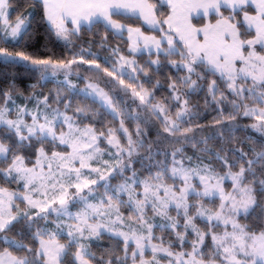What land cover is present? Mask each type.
Segmentation results:
<instances>
[{
    "label": "snow or ice",
    "instance_id": "snow-or-ice-1",
    "mask_svg": "<svg viewBox=\"0 0 264 264\" xmlns=\"http://www.w3.org/2000/svg\"><path fill=\"white\" fill-rule=\"evenodd\" d=\"M32 2L42 5L44 18L58 38L68 40L69 35L78 33L83 24L93 25L103 21L106 27L115 29L117 33H123L125 30L128 32L132 52L139 51L142 43L143 47L149 51L155 47L157 54L161 51L166 56L178 54L181 58L178 67L186 69L189 74L183 78L182 83L185 85L196 86V80L191 79L192 74H196L198 79H203V76L196 71L197 67L212 75L219 74V78L224 81L227 89L234 96L242 101L248 98L253 100L255 105L253 107H249L246 103L237 105L235 102L233 106L237 110L243 107V115L254 117L257 121L251 127L264 132V106H260L264 105V0H168L171 14L165 20H157L154 13L155 5L149 0H32ZM249 4L255 5V15H249L245 9L244 6ZM9 8V0H0V21L3 22V28H0V31L5 32V39L8 36L14 41L22 39L28 34L26 22L31 13L28 16H17L13 25L9 20ZM222 8H231L232 14L225 16L221 11ZM240 12H243V20L237 21L235 17ZM213 13L216 16L215 23L210 21L202 26L193 23L194 16L207 17ZM114 16L142 18L153 28L160 25V31L164 34L160 39L155 36H145L140 28L121 24L113 19ZM69 22L74 26L71 29L67 27ZM165 24L168 26L166 32L162 27ZM252 29L255 32L254 37L246 39L245 37L251 34ZM164 43L167 44L166 49L161 48ZM112 51L115 54L118 49ZM89 54L93 59L85 60L81 55L80 62L93 64L99 71L101 65L96 63V54ZM0 56L29 62L36 71L41 73L42 79L46 78L45 74L49 70L53 76L63 70L69 89L76 88L68 80L72 65L77 63L75 57L67 61L52 57L41 59L34 58L25 51L13 53L6 48H0ZM121 61L123 63L117 69L115 64ZM133 63L120 56L118 61L112 62L111 70L105 67L103 72L109 77L115 78L117 75L123 77L126 75L124 64L131 67ZM151 63L159 64V61H151ZM172 63L177 66L175 61ZM132 70L144 71L136 67ZM128 76L129 79H135L130 74ZM249 81L250 86H246ZM119 82L122 85L125 84L124 79H120ZM170 87L174 92L178 91L175 82ZM125 88H132V95L138 97L140 104L147 106L153 115H157V118L163 114L161 123L165 133L172 136L179 134L187 139L186 134L192 129L181 127L184 122L183 117L190 111L187 100L183 102L181 110L176 112V118L173 120L167 115L166 106L152 103L149 99L151 94L144 90L142 85L140 91L131 84L125 85ZM208 89L215 99V94L219 91L217 81L212 80ZM81 91L85 97L99 98L102 106L108 108L114 117L122 115L117 107L119 102H114L113 97H110L98 85L89 83ZM4 97L7 105L8 101L12 100L11 93H4ZM174 99L178 101L180 96L176 95ZM62 100L63 98L57 93L55 102L60 103ZM40 103H43L45 108L50 107L48 97L38 101L37 112L32 115L31 124L26 123L22 118L24 114H31L26 106L18 109L15 120L7 118L9 108H0V125H5L17 138L12 146L0 142V163L7 164L6 169H0V174L5 178L11 177L13 180L24 181L23 187L26 190L25 193L20 194L0 187V233L11 231L13 222L18 221L21 215L26 220L33 219L28 212L20 213L19 205L15 203L18 196L22 198V201L27 202L29 208L39 209L36 217L40 219L47 220L50 214L55 213L56 229L54 231L37 230L34 238L38 240L39 247L36 249L13 240L12 242L26 254L17 256L5 249L0 252V264H64V256L73 243L78 247L74 254L75 261L78 264H91L92 259L95 258L94 254L85 244L80 243V238L98 239L104 231L122 238L124 253L123 257L115 256V259H109L106 264H128L129 259L131 264H160L159 254H164V258H168V264H264V230L252 231L236 219L242 214L248 216L251 211L260 207L253 187L257 182L253 164L264 161V152L257 153L255 161H246L247 168L244 164H240L239 171H229L227 178L232 181L231 192H226L222 187L221 181L226 177L217 178L210 175L212 170L208 165H204L203 168L186 167L183 159L176 158L177 154L182 152L179 148L171 153V167L165 162H160L158 170L155 173L149 171L143 179L137 178L135 170H132L131 177H123V173L131 168V157L137 153L138 147H143V141L133 140L123 119L120 120L119 128H108L106 133L105 131L97 132L92 125L81 127L76 124L73 117L60 112L58 108L52 109L51 115L40 111ZM70 107V102L64 103L65 109ZM76 112L84 115L85 109L78 107ZM229 118L235 119V116ZM64 125L67 126V130H63ZM118 133L126 138V146L121 144ZM136 135H142L139 126H137ZM8 138L11 139V137ZM101 138L115 148V152H109V155L116 159V164L110 165L108 161L103 162L108 169L107 176L101 172L100 168L91 167V162L102 154L99 146ZM33 140L41 145L48 142L54 147L58 141L59 145H63L66 150L52 151L49 155L41 146L36 150L35 164L33 167H27L26 157L17 154V151L34 148ZM125 154H127V162H125ZM148 158H151V145H149ZM186 159L191 161L192 158ZM225 163H227L226 160ZM85 169L90 171L85 172ZM92 173L97 174L96 179L91 178ZM246 173L252 174L251 181L246 182ZM117 176H121L123 182L114 187L110 180ZM194 178H198L202 191L193 184ZM214 179L216 182L212 183ZM169 180L172 183H168ZM177 180L181 181L180 185H177ZM258 183L261 186V193H264V179H260ZM93 185H99L104 189L97 203H91L89 200V196L95 191ZM71 189L75 190V200H72L70 195ZM138 189L141 190L138 191ZM85 190L87 195H81ZM38 191H42L43 200L32 198L31 193ZM121 194H127V201L121 199ZM217 196L220 199L217 208H206L199 203L203 198ZM191 197L197 198L196 204L190 203ZM70 200L74 205H80L75 213L69 210ZM57 203L59 206L53 207ZM125 206L130 209L132 215L125 217L121 213V207ZM170 208L176 210L177 217L183 216L182 225L179 219L169 215ZM191 209L195 210V215L190 214ZM148 210L153 213V218L158 216L166 222L157 224L149 220ZM42 213L44 215H41ZM113 215L114 220L111 219ZM65 216L75 221V223L67 224L68 244L61 243L59 239L64 231L62 217ZM198 218L206 223L208 231H202L196 225L194 221ZM101 220H107V223H101ZM118 224L126 226L128 231L117 229ZM221 225L222 232L213 231ZM154 228L173 233L176 242L182 248L191 230L195 236L191 251L174 252L172 241H165L163 236H156ZM181 228L182 231L177 230ZM209 236L213 247L211 256L205 259L208 253L204 251V242ZM4 239L7 240L8 237L5 236ZM146 250L151 251V259L146 258Z\"/></svg>",
    "mask_w": 264,
    "mask_h": 264
},
{
    "label": "trees",
    "instance_id": "trees-1",
    "mask_svg": "<svg viewBox=\"0 0 264 264\" xmlns=\"http://www.w3.org/2000/svg\"><path fill=\"white\" fill-rule=\"evenodd\" d=\"M155 5V10L159 20H165L170 14V8L161 0H149ZM10 8V20L16 21L17 16H28V20L36 22L37 20L46 28L49 36L52 38V43L45 46V48L25 49L19 43L8 38L5 39L2 31H0V48H6L10 52L25 51L27 54L34 58L46 59L52 57L53 59H63L65 61L73 59H80L83 55L85 60H91L93 57L89 53L96 54V63L101 65V69L98 71L95 69V65L83 63L79 65H85L84 67L88 71H82L80 75L84 79H89L93 82H97L113 97H117V107L126 119V126L131 134H135L134 131L139 126L141 132L146 136L148 142L151 144L152 149L161 152L170 151L173 152L177 148L185 151L190 148V155H201V148L198 142H192L191 134L197 132L198 129H202L201 132H205L206 136L213 130V135L210 139L212 141L219 142L222 138L226 137V148L222 151L229 161H234L238 165L244 164L247 168L246 161L257 159V151L264 146V132L253 129L254 117H245L243 115V107L237 110L233 106V102L237 105L246 103L249 107H253V100L248 98L241 100L239 97L234 96L226 87L224 81L219 78V74L212 75L206 73L204 69L197 67L196 71L203 76V79H198L196 74L191 75L192 80H196V86H189L182 83L183 78L188 74L187 70L178 65L181 63L180 56L172 55L166 56L165 53L153 52V53H141L133 54L129 50L128 38L124 35L116 34L113 30L106 27L102 22L94 23L91 26H84L75 35H69V41L65 43L59 40L55 32L49 28L46 19L44 18V10L39 3H33L32 0H9ZM248 13L254 12L251 6L245 8ZM223 14L228 16L232 14L229 9H223ZM118 21L125 23L129 26L140 28L143 32L154 34V36L161 37L164 33L160 30H151L147 28L142 20L137 17H124L114 16ZM216 16L213 15L210 18L211 22H215ZM237 21L243 20V12L236 15ZM195 24L198 26L203 25L206 20L204 18L196 19ZM2 23L0 21V28ZM161 27V26H160ZM165 32L168 30V26L162 25ZM244 31V28H241ZM255 32L251 30V34L247 35L246 39H252ZM73 38V39H72ZM5 39V40H4ZM167 48V44H163V49ZM113 49H118V52L113 54ZM123 56L126 60L133 61V65L130 67L128 64H124L126 75L123 77L116 76L113 81L115 84L109 85V80L98 79L96 73L103 76L107 75L103 72V68H112V62L118 61L119 57ZM159 61V64H152L151 61ZM173 61L177 66L173 65ZM121 63H116L115 67L120 68ZM92 67V68H91ZM133 67L137 69H144V71H133ZM96 72V73H95ZM95 73V74H94ZM128 74L135 79H129ZM109 77V76H108ZM41 73L36 71L35 68L29 63L21 60H12L9 57L0 56V103L1 99H4V93L10 92L12 94L25 92L28 88H33L40 84ZM120 79H124L125 84H120ZM212 80H216L219 86V91L213 95L209 93L208 86ZM176 83L178 91L174 92L170 87L173 83ZM50 86L54 85L52 81H49ZM131 84L137 91H140V86L149 92L153 104H162L166 106L169 116L176 118L175 114L181 110L183 102L187 100V107L190 109L189 113L183 117L182 128L190 127L191 132L187 133V139L184 136L177 134L176 136L169 135L163 131L161 120L163 116L157 118V115H153L152 111L145 105H141L139 98L132 95V88H125V85ZM246 86H250L249 84ZM117 92H124L127 95H120L122 99L118 98ZM143 94V93H142ZM222 94V95H221ZM176 95L180 96L177 101L174 99ZM247 95V94H246ZM116 99V98H114ZM85 106L90 109L88 112V118L86 124L94 126L97 131H106L108 126L110 128H119V119L114 117L110 111L103 107L97 100H87L84 102ZM264 106V105H260ZM137 115L138 117L134 116ZM128 115V118L126 116ZM235 116V119L229 117ZM108 122H110L108 124ZM248 122V123H247ZM82 123V120H80ZM254 123H257L256 120ZM108 125V126H107ZM204 127V128H202ZM211 127V128H210ZM190 135V136H189ZM191 141V142H190ZM33 158H36L35 154H28ZM195 155V156H196ZM197 156V157H199ZM261 162V161H260ZM260 162L253 164V171L258 173L259 176L264 179V167L260 165ZM231 165H233L231 163ZM2 166V164H1ZM0 166V167H1ZM2 176H0V186L5 187L3 184ZM12 185L10 184L9 188ZM257 197H261V186L257 182L255 184ZM259 199V198H258ZM256 216H261L264 219V211L260 210L254 213ZM15 230L8 231L6 233H0V252L7 249L13 253V255L23 256L25 251L13 244H8L4 239L5 236L14 235L16 238L24 240L27 245L33 249L38 246V240L34 238L37 225H25L22 222L17 223L14 226ZM121 256L123 243L119 238H113L111 236H103L96 243L91 245V251L96 257V260L92 259L93 264H106L109 259H115V254L118 253ZM75 251L70 250L64 256V264H78L75 261Z\"/></svg>",
    "mask_w": 264,
    "mask_h": 264
},
{
    "label": "rangeland",
    "instance_id": "rangeland-1",
    "mask_svg": "<svg viewBox=\"0 0 264 264\" xmlns=\"http://www.w3.org/2000/svg\"><path fill=\"white\" fill-rule=\"evenodd\" d=\"M249 5H251V4H249ZM249 5H245L244 7L246 8ZM230 9L231 8H229V10ZM9 20H10V16H9ZM10 22L14 25L16 21L10 20ZM1 23H2L1 28H3V22L1 21ZM26 23H27V29L26 30H27L28 34L26 36H23L22 39L15 40V42L19 43L25 49L45 48V46L50 45L52 43L53 40L49 36V33L47 32L46 28H44V26L38 20L36 22H31V20H27ZM9 31H10V29H9ZM2 34L5 37L6 34L4 31H2ZM121 35H123V34H121ZM124 36H126L128 38V34H124ZM8 38L11 39L10 36H8ZM58 39L67 43V41H69L70 38L68 37V40H64L63 38H58ZM131 46H129V50L131 49ZM257 50L259 51V46H257ZM151 51H153V50H151ZM130 52L135 54V55L141 54V53H149L148 49L144 48L142 43L140 45L139 51H136V52L130 51ZM79 64H83V63L80 62V59H77V63L72 65L71 74L68 75V80L71 81V83L76 86V88L74 90H70L68 83L65 82V72L63 70L58 71L54 76L52 75L51 70H49V72L45 74L46 78H44V79L40 78V84L38 86H35L33 88H28V90H26L23 93L22 92L14 93V94L11 93L12 100L8 101L7 105L5 104V98L1 99L2 102L0 103V108H3V107L9 108L10 112H9L7 118L15 120V119H17L18 109L26 106L27 109L29 110V113H31V114H24L22 116V118L24 119V121L26 123L31 124L32 123V115L36 114V112H37V102L43 101L44 97H48V104L50 105V107L45 108L43 103H40V105H39L40 111L47 112L49 115H51V110L58 108L60 112L65 113L66 115L73 117L75 123L79 124L81 127H83L84 125H89V124L85 123L86 122L85 119L88 118L87 114H90L88 112L90 109L88 108V106L83 105L84 102L87 100H90V99H92V100L95 99L101 105H102V103L99 100V98L85 97L83 91H81V90L85 89L87 84L92 83V84L98 85L105 92H107V91L102 86H100L97 82H93L89 79H84L83 77H81L80 75L82 74V71H88V69H86L84 67L85 65H79ZM96 74L98 76V79L109 80V82H108L109 85L115 84L113 81L114 78L108 77L107 75L103 76L99 73H96ZM49 81H52L54 85L50 86L51 83H49ZM57 93H59L60 96L63 98L62 102H60V103L55 102V97L57 96ZM118 93H122V94H118ZM108 94L110 97H113L110 93H108ZM117 94H118V98L122 99V101L124 99L121 98L120 95H127L124 92H117ZM114 98H116V99H114ZM113 99H114V102L117 101V97H113ZM69 102L71 103V107L68 109H65L64 103H69ZM253 106H255V105H253ZM78 107L85 109L84 115H81L80 113L76 112V109ZM106 109L108 111H110L108 108H106ZM118 110L120 111L119 108H118ZM160 115L163 116V114H160ZM167 115H168V113H167ZM134 116L138 117L135 114H134ZM116 118L119 119V122L121 119H123L125 127L127 128V126H126L127 121H126V119H124L123 114L116 116ZM126 118H128V115L126 116ZM171 119L174 120L175 118L171 117ZM80 120H82V123H80ZM41 122H43L42 119H41ZM252 122L254 124L255 120H253ZM109 123L110 122H108V124ZM110 127L111 126H108L106 128L105 133L107 132V129ZM113 128H116V127H113ZM202 128H204V127H202ZM63 130H67L66 125L63 126ZM136 130H137V127L134 131L135 134H132V138L134 141H143V147H138L137 153L133 154V156L131 157V161H132L131 168L123 173V177H131L132 176V170H135V172L137 174V178L143 179L148 175L149 171H151L152 173H155L158 170V165L160 164V162H165L168 164L169 167H171V162H172L171 153L175 152V150L173 152L167 151V153H166V152L154 150L151 147V158L149 159L148 158L149 157V145H151V144L148 142L146 136H144L143 133H142V135L137 136ZM201 130L202 129H198L197 132H194L193 134H191V136L189 135L191 138H193V140H191L192 142H198L199 143L200 146L198 148L203 147L202 149H200V151L202 152L201 155L200 156L196 155V154L190 155L191 154L189 151L191 148V146H190L185 151L182 150L181 153H178L176 158L178 160L183 159V163L186 167L195 168V167L199 166L200 168H203L204 165H208L209 168L212 170L209 173L210 175H213L217 178H219L221 176L226 177L223 181H221V184H222V187L224 188V190L226 192H231L233 190L232 181H231V179L227 178V174L229 173V171H231V172L239 171L240 164L238 165L234 161H229L226 158V155H224L222 153L224 148H226V137L224 139L222 138L219 142L212 141L213 139H210V137L213 135V130L207 136H206V133L201 132ZM97 132H99V131H97ZM117 135L120 137L121 144L126 146L127 145L126 138L122 134L118 133ZM8 137H11V139H9ZM16 139L17 138L15 137L14 132L8 130L5 125H0V142L6 143V144L12 146L14 144V141H16ZM32 143L35 146L34 148H24V149H19L17 151V154L24 155L26 157L25 165L27 167H33V165L35 164V160H36V158H33L31 155L28 156V154L29 153L35 154L36 150L41 146H43L45 148L46 152H48L49 155H51L52 151H65L66 150L63 145H59L58 141L56 142L55 147L51 143H48V142L41 145L38 142H36L35 140H33ZM99 146L102 150V154L98 155L97 159L95 161L91 162V167L100 168L101 172L107 176L108 175V169H106L103 162L108 161L110 165L116 164V162H117L116 159L109 155V152H115V148L112 147L111 145H108L104 138H101ZM260 152H264V146H262V148H260V150L257 151V153H260ZM197 156H199V157H197ZM187 157H191L192 158L191 161L186 159ZM225 160L227 161V163H225ZM125 162H127V154H125ZM9 163H10V159H9ZM231 163L233 165H231ZM1 164H2V166H1ZM260 165L262 167H264V161H261ZM0 166H1L0 169H6L7 168V164H4V163H0ZM76 166L78 167L79 165L77 164ZM229 166H231V168ZM53 169H55V164H53ZM84 171L88 172L90 170L85 169ZM0 176H2V180L4 181L3 184L5 185V187H3V188H7L9 192H16V193H20V194L25 193L26 190L23 187L24 181L19 180V179L13 180L11 177L5 178L2 174H0ZM246 177H247L246 182L251 181L253 179V176L251 173H246ZM91 178L96 179L97 174L92 173ZM255 179L258 182L260 179H262V177L259 176L258 173H256ZM122 182H123V178L121 176H117L116 178L110 180V183L114 187L116 185L122 183ZM167 182L172 183L171 180H169ZM192 182H193V184L197 185L198 190L202 191V186L199 184L198 178H194ZM211 182L215 183L216 180L214 179ZM100 183L102 184L103 182L101 181ZM176 183H177V185H180L181 181L177 180ZM10 184L12 185L11 188H9ZM255 184L253 185V187L256 190ZM92 187L95 189V191L92 193L91 196H89V200L91 203H97L98 198L103 194L104 189H103V187H100L99 185H93ZM139 190H141V189H138V191ZM69 192H70V195L72 197V200H75L76 199V197L74 195L75 190L71 189V190H69ZM31 195H32L33 199H38V200L44 199L42 191L33 192V193H31ZM81 195H87V190H85L84 193H81ZM93 197H95V199ZM256 197H257V193H256ZM121 199L127 201V199H128L127 194H121ZM72 200L69 201V210L71 212L75 213L79 210L80 205H78V204L74 205L72 203ZM257 201H258L260 207H257L254 211H251V213L248 216H245L242 214V215L236 217V219L238 220V222L241 225L247 226L248 228H250L252 231H255V232H259L261 230H264V219L261 218V216L254 215L255 212L264 209V193L261 197H257ZM15 203L19 205V211L21 214L24 212H28V214L30 216H32L33 219L32 220H26L23 217V215H21V217L18 221L13 222L12 231L15 230L14 226L19 222H22L23 224L28 225V226L37 225L38 230L39 229H47L48 231H54L56 229V215H55V213L50 214L48 216V219L44 220V219H40V218L36 217V212H38L39 209L29 208L27 205V202L22 201V198L20 196H18L16 198ZM190 203L196 204L197 198L191 197ZM199 203L203 204V206L206 208H217L220 204V199L218 196L217 197H210V198L206 197V198H203L202 200H200ZM58 206H59L58 203L56 205H53V207H58ZM120 211L125 217L132 215L130 209L127 206L121 207ZM13 212L15 214V212H16L15 208L13 209ZM190 214L195 215V210L191 209ZM41 215H44V214L42 213ZM169 215L179 219L181 225L184 223L183 216L181 215V216L177 217V212L174 208L169 209ZM147 218L149 220L153 221L154 223H157V224L162 223V222H166V221H163L162 218L158 217V216L153 218V213L150 210H148ZM111 219L114 220L115 216L113 215L111 217ZM62 221H63V225H64V231L61 234V236L59 237V239H60L61 243L68 244L69 237L67 236V224L75 223V221L70 220L66 216L62 217ZM100 222L101 223H107V220H101ZM194 222L202 231H208L209 230L208 227L206 226V223L203 220L198 218ZM116 227L119 230L128 231V228L126 226H121L118 224V225H116ZM177 230L182 231V228L177 229ZM213 231L222 232L223 226L221 225L220 228L213 229ZM154 233L156 236H163L165 241H172V244H173L172 250L174 252L191 251L192 242L195 240L194 234H192L191 230H189V233L187 236V241H186L184 247L182 248L180 246V244L178 242H176L175 235L173 233H171L170 231H161L159 228H154ZM85 235L87 236V233H85ZM105 235L111 236L113 238H119L122 241L121 237L115 236L110 232L104 231V232H102L101 236L98 239L97 238H90V239L86 240V239L80 238V243L85 244L88 247V250L92 253L91 245L93 243H96L101 237H103ZM7 237H8V239L6 240V242L8 244L9 243L13 244L15 247H17V245L12 242L13 240L18 242V243L22 242L25 245L28 244L24 240L16 238L14 235H9ZM45 239H47V236H45ZM153 242L156 243L157 241H153ZM122 243H123V241H122ZM165 246H167V244H165ZM38 247H39V242H38L37 248ZM132 247H134V245H132ZM212 247H213L212 240H211V237L209 236L205 239V242H204V251L206 253H208V256H206L205 259H207L209 256H211ZM120 249H121V247L119 246L118 253L115 254V256H120L119 255ZM70 250H74L76 252L78 250L77 245L75 243L70 245L68 252ZM121 254L122 255L120 257H123V255H124L123 248H122ZM145 255H146L147 259H151V251L150 250H146ZM158 258H160V264H168V258H164V254H159ZM94 260H96V257L94 258ZM91 264H93L92 261H91ZM128 264H131V259L128 260Z\"/></svg>",
    "mask_w": 264,
    "mask_h": 264
},
{
    "label": "crops",
    "instance_id": "crops-1",
    "mask_svg": "<svg viewBox=\"0 0 264 264\" xmlns=\"http://www.w3.org/2000/svg\"><path fill=\"white\" fill-rule=\"evenodd\" d=\"M162 2H164L169 8H170V14H171V7H170V5H169V3H168V0H161ZM150 2V1H149ZM151 3V2H150ZM152 4V3H151ZM249 6H251L252 8H253V10H254V12H249V15H255L256 14V12H255V5H253V4H251V5H249ZM224 8H222L221 9V11L223 10ZM229 9V8H228ZM231 10V9H230ZM154 13H155V16H156V18H157V20H159L158 19V16H157V13H156V10L154 9ZM169 14V15H170ZM168 15V16H169ZM213 15H215V13H213V14H211L210 16H207V17H205V16H194V18H193V23L195 24V20L196 19H199V18H204L205 20H206V22L204 23V24H206V23H209L210 22V18L213 16ZM113 19H116L115 17H113ZM141 20H142V22L144 23V25L147 27V28H149V29H151V30H160V25H157L155 28H153L152 26H150L149 24H147V23H145L144 22V20L142 19V18H140ZM167 19V18H166ZM117 20V19H116ZM47 22V21H46ZM102 23H104L103 21H101ZM120 22V21H119ZM121 24H124V25H126L125 23H122V22H120ZM212 23H215V22H212ZM47 24H48V26H49V28H51L52 29V27H51V25L47 22ZM84 26H91V25H88V24H83L82 26H81V28L82 27H84ZM126 26H128V27H132V26H129V25H126ZM198 26V25H197ZM202 26V25H201ZM67 27L69 28V29H71V28H73L74 26L69 22V24L67 25ZM108 28H110V27H108ZM133 28H135V27H133ZM111 30H113L114 32H116V30L115 29H112V28H110ZM53 30V29H52ZM253 31H254V29H252ZM54 31V30H53ZM55 32V31H54ZM141 32H143L142 30H141ZM117 33V32H116ZM117 34H119V35H121V34H128V32L125 30L123 33H117ZM143 34L145 35V36H154V34H150V33H146V32H143ZM127 36V35H126ZM157 39H160V37L159 36H155ZM128 41H129V39H128ZM129 46H131V41H129ZM161 48L163 49V44L161 45ZM151 50H153V51H149L148 50V52L149 53H153V52H157V50L155 49V47H152V49Z\"/></svg>",
    "mask_w": 264,
    "mask_h": 264
}]
</instances>
